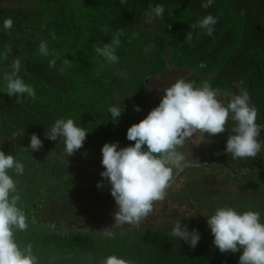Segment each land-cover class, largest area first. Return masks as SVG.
I'll use <instances>...</instances> for the list:
<instances>
[{
  "label": "trees",
  "instance_id": "trees-1",
  "mask_svg": "<svg viewBox=\"0 0 264 264\" xmlns=\"http://www.w3.org/2000/svg\"><path fill=\"white\" fill-rule=\"evenodd\" d=\"M36 1V6L23 8L3 6L0 0V151L24 165L22 176L9 174L17 183L29 224L26 231L16 233L17 242L21 247L31 243L34 255L41 257L39 264L52 254L66 255L73 264H100L109 255L133 264H238L242 251L221 253L213 245L206 219L218 207H231L239 213L258 211L264 223L258 208L264 205V158L260 152L255 158L233 160L224 151L235 124L231 119L224 133L204 134L198 152L203 158L206 152L205 159L190 160L186 144L178 149L185 160L182 169H174L171 185L189 168L223 172L228 185H239L237 191L225 193L220 186L204 191L193 182L187 184L179 198L192 196L196 208L208 213L206 218L196 213L180 219L189 231L199 232L195 248L169 235L175 223L131 229L111 224L114 235L106 237L102 232L106 228H91L97 214L89 219L93 206L81 201L102 188L96 186L103 182L98 179L104 171L102 146L114 142L119 148L131 146L127 129L158 106L162 95L150 92L148 83L169 65L187 72L182 78L196 87L207 83L218 89L225 105L235 89L237 94L247 91L258 110L256 123L264 139V0H213L207 9L201 8L203 0H127L123 5L120 0ZM157 4L164 6L163 18L148 22L146 12ZM208 14L218 20L212 36L190 28ZM9 17L13 26L5 31L3 21ZM190 30L192 38L186 41ZM117 31L122 32L115 53L118 63L108 64L95 48L110 43ZM41 41L47 43L50 55L38 53ZM7 45L11 53L5 59ZM17 57L22 62L20 77L36 93L35 99L24 95L22 103L6 94L3 79ZM54 58L56 65L50 68ZM64 60L72 66H65ZM110 106L123 107L115 124ZM60 118H71L88 131L83 147L70 157L62 138H45ZM33 133L43 143L38 151L28 148ZM47 207L55 211L56 219L36 217ZM83 209L86 228L76 223L80 218L76 213ZM70 210L76 214L73 219L67 218Z\"/></svg>",
  "mask_w": 264,
  "mask_h": 264
},
{
  "label": "clouds",
  "instance_id": "clouds-1",
  "mask_svg": "<svg viewBox=\"0 0 264 264\" xmlns=\"http://www.w3.org/2000/svg\"><path fill=\"white\" fill-rule=\"evenodd\" d=\"M127 0H120L123 5ZM213 0H203L201 8L207 9ZM164 6H150L146 16L151 22L154 18H163ZM218 23L215 16L208 14L198 18L190 28L205 30V35L212 36L214 26ZM13 26L11 17L3 21V28L8 31ZM108 31V29H102ZM121 31L113 36L110 43L97 46L95 52L108 64L118 63L115 54L121 41ZM192 38L190 30L186 41ZM152 46L149 45V48ZM148 49H145L147 52ZM11 53V45L5 47L3 56L7 59ZM38 53L50 55L48 45L41 41ZM63 64L71 67V61ZM56 59L49 61V67H55ZM22 62L19 57L11 64L12 71L5 73L6 94L16 96L17 103H22V97L27 95L35 99V90L20 77ZM64 72V68L60 69ZM126 77V73L121 74ZM219 90L213 89L207 83L199 87L183 78L177 79L167 87L158 106L154 107L146 117L131 125L126 132V139L133 142L131 146L119 148L118 143H105L101 148L100 173L110 185V195L115 201L116 211L114 221L117 227L129 224L138 227L153 211L155 202L163 201L174 177V169L183 167L185 156L178 151L185 146L194 134L200 133L215 136L226 130L229 119L235 122L226 141L224 151L235 159L255 158L264 148V141L259 139L261 126L256 123L258 110L250 103L247 91L231 95L225 105L220 99ZM111 120L115 124L123 112V107L108 108ZM134 111H140L134 106ZM88 131L76 125L71 118L56 119L45 138L50 141L63 139L64 151L68 157L83 147ZM28 148L38 151L43 147L42 141L33 133L30 136ZM16 176L24 174V165L3 151H0V264H39L38 257L33 253V246L28 243L21 247L17 242V232L28 229V218L20 206V194L16 181L9 174ZM97 188L102 187L98 183ZM34 223V221H33ZM207 226L213 236V245L221 253H236L242 251L238 264H264V223L258 211L246 210L239 213L235 208L218 207L214 214L206 219ZM106 237L114 234L109 229L102 231ZM171 237L183 240L191 248H195L200 240L196 229L188 230L180 220L176 221ZM100 264H133L132 261L109 255Z\"/></svg>",
  "mask_w": 264,
  "mask_h": 264
},
{
  "label": "rangeland",
  "instance_id": "rangeland-1",
  "mask_svg": "<svg viewBox=\"0 0 264 264\" xmlns=\"http://www.w3.org/2000/svg\"><path fill=\"white\" fill-rule=\"evenodd\" d=\"M36 3H38L36 0H3L2 5H14L27 8L36 6ZM186 74L187 72H185L184 70H176L169 65L168 69L164 73L149 80L148 84L150 92L157 96L163 95V92L167 87L171 86L177 79L182 78ZM236 94L237 89H235L233 95ZM218 99H220L222 102L224 101V98L220 95L218 96ZM260 137L261 136L259 135V139L261 141H264V139L262 140ZM202 141L203 137L199 132L194 134V136L189 141H187L185 148L186 156L190 160L199 161L203 158V155L198 152V148L202 147ZM203 150H206V148H203ZM260 152L262 153L264 158V148H262ZM203 154V159H205L207 157V154L206 152H204ZM98 179L100 181L103 180L101 190H99L98 193L86 194L83 197V201H81V204H89L93 206L90 216H88L89 219L90 217L97 214L94 218L93 225H90L91 228L101 226L109 229L111 228L110 225L115 223L113 214L116 211V205L114 199L110 195V185L108 184L107 180L103 179L101 176H99ZM227 180L228 176L225 173H220L216 170L210 173H202L200 169L196 168L185 169L182 176L168 188L165 199L163 201L154 203L152 213L146 219H144L138 227L158 226L162 223L172 224L180 220L181 218H189L196 213H199V216L201 218H206L208 216L207 211L199 210L198 208H196V204L193 201L192 196L185 197L183 199H180L179 197L184 192L187 184L190 182L195 183L198 189H202L204 191L212 188L213 186H220L225 193H229L233 190L237 191L239 189L238 184L233 183L232 185H228ZM220 201L221 200H219L218 202ZM48 208L49 207H47V210L45 209L41 211L38 215H36V217L41 218L44 221H52L56 219V215L54 214L55 211L52 210V208ZM258 208L262 211V215L264 216V205L261 204ZM76 214L80 217L76 223H78L79 225L84 224L86 228L88 224H86L85 221V210L83 209L77 211ZM76 214H74V212L70 210L66 215L68 219H73L74 217H76ZM120 228L131 229L136 228V226L124 224ZM50 254H52V252ZM39 259H41V257H38V260ZM69 260L70 259L66 255L55 256L52 254L51 256L42 258V260L40 261L41 264H73L72 260L71 263L68 262Z\"/></svg>",
  "mask_w": 264,
  "mask_h": 264
}]
</instances>
